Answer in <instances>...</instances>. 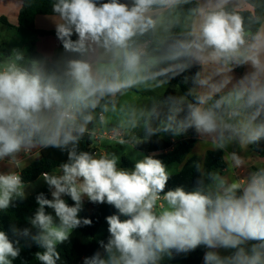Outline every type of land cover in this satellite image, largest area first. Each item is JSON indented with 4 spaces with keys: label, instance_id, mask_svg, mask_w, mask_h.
I'll list each match as a JSON object with an SVG mask.
<instances>
[{
    "label": "clouds",
    "instance_id": "clouds-1",
    "mask_svg": "<svg viewBox=\"0 0 264 264\" xmlns=\"http://www.w3.org/2000/svg\"><path fill=\"white\" fill-rule=\"evenodd\" d=\"M184 3L188 0H55L52 11L59 17L55 33L64 51L73 55L51 66L36 61L24 66L16 62L23 59L16 53L15 61L0 68V161L7 158L19 168L21 152L55 148L67 154L66 162L41 173L52 199L43 193L36 196L38 208L28 219L31 228L13 224L11 236L0 230V264H12L19 257L21 239L41 249L35 253L39 264H58V245L68 241L74 229L92 224L78 216L84 197L117 210L106 217L109 238L100 241L103 255L98 251L84 264H159L165 255L188 254L201 245L208 249L204 264H264V168L242 188L221 180L223 191L216 194L202 186L193 190L177 186L165 192L170 173L155 154L144 155L133 169H125L118 166L115 154L98 155L79 147L89 124L97 119L96 110L107 111L108 104L102 102L149 81L167 83L194 61L220 65L218 73L229 65L245 64L251 71L208 107L212 95L232 77L210 83V77L200 79L197 72L194 83L210 91L198 94L184 120L175 129L169 124L165 131L194 128L244 146L264 140V31L246 39L242 17L227 9L229 0H206L196 10L199 22L191 38L174 40L163 55L150 57L136 45L138 37L164 27L154 9L174 10ZM90 54H98L95 65L83 58ZM178 103L171 99L170 121L180 110ZM225 105L227 119L218 111ZM231 161L242 163L236 153ZM24 189L19 172L0 173V212L25 198ZM65 195L73 206L62 198ZM46 207L54 210L59 224ZM221 250L233 251L222 255Z\"/></svg>",
    "mask_w": 264,
    "mask_h": 264
},
{
    "label": "trees",
    "instance_id": "trees-1",
    "mask_svg": "<svg viewBox=\"0 0 264 264\" xmlns=\"http://www.w3.org/2000/svg\"><path fill=\"white\" fill-rule=\"evenodd\" d=\"M102 2H108V0H102ZM121 2H124V0H121ZM245 2L251 7V10L235 9L230 6H227V9L242 17L245 32L253 36L264 21V0H245ZM54 3L55 0H22L17 23L19 26L32 30L38 36H53L59 42V52L65 57H69L73 54L64 51L62 43L57 39L55 30L45 31L35 29L34 27V20L37 15H57L52 11V5ZM159 9L161 8H156L154 10ZM196 10L197 3L195 0H188V3L181 4L176 8L174 19L167 24L169 35L165 42L159 44L153 43V33H148L138 37L135 41L136 45L139 47L146 45L145 51L150 57H157L164 54L169 44L176 39H182L179 30L185 18L194 14ZM1 21L3 22L5 19L1 18ZM76 38L74 34L72 39L75 40ZM27 54L29 57V64L42 58L34 49V42L28 46ZM9 55V52L4 51L0 55V62L9 57ZM48 65L51 66L50 64ZM160 67H164V65H160ZM167 83L175 89H166L160 96L161 105L157 106L149 116L143 117L144 126L137 132L138 140L134 148L142 153L158 154L155 158L160 159L166 166L172 163H177L181 166L176 173L170 174L165 192L177 186H182L186 190H193L202 186L204 191L210 192L208 186L215 172L226 168L223 151L220 148L207 151L203 157L202 169L199 168L198 162L195 159H188L185 161L186 155L196 142L197 132L194 128H188L181 132L172 130L165 131V128L171 124L172 129H175L178 126V122L184 120L188 112V105L195 102L197 94H193L189 90L186 84L185 71L176 75ZM176 87H179L182 99L178 96ZM220 97H223V95H213L211 99H209V104L205 107L214 105ZM172 98L179 101L176 107L180 110L175 117V121L169 120V116L172 115L170 110L172 108ZM218 111L223 116L227 112V106H223L221 109H218ZM148 129L152 130L151 134L147 131ZM92 143L93 140L87 132L84 137H82L79 147L83 151L93 152ZM250 149L261 158H264V140L260 141L258 145H251ZM66 160L67 154L59 149H41L39 157L21 170L20 174L25 184H28L40 177L41 173L53 171L60 163L66 162ZM131 163V161L125 158L121 159V164L125 168L132 169L133 165ZM40 193H43L46 198L50 199L49 188L47 184L44 183L37 191L25 195L23 199L14 201L13 205L7 211L0 212V230L7 231L11 236L10 228L13 224L20 229L31 228L28 219L33 216L35 210L38 208L36 196ZM65 196L68 205L73 206L74 202L71 200L70 196ZM45 210L48 213L47 207ZM112 214H117V210L113 206L107 203H91L87 200L79 218L91 219L92 224L91 226H81L74 229L69 240L58 245V251L61 254V259L58 261V264H84L85 258L93 256L98 251L103 255L100 241L106 243L109 238V226L106 222V217ZM32 231L33 233L35 232L34 229H32ZM28 243L30 242L21 239L20 255L13 260L12 264H39L35 259V253L41 249L34 243H31V246H27ZM205 249L206 247L201 245L188 254H176L173 252L171 261L179 264H200Z\"/></svg>",
    "mask_w": 264,
    "mask_h": 264
},
{
    "label": "crops",
    "instance_id": "crops-1",
    "mask_svg": "<svg viewBox=\"0 0 264 264\" xmlns=\"http://www.w3.org/2000/svg\"><path fill=\"white\" fill-rule=\"evenodd\" d=\"M195 1L197 3V9L205 6L206 4V0H195ZM21 4H22V0H0V55L4 51H7L10 53L9 57L5 58L3 61L0 62V68H3L7 63L11 61H15L16 53H20L23 56L22 60L16 61L18 64H22L24 66L30 65L31 63L29 64V57L25 49H27L28 46L33 42H34V49L42 56V58L36 62H47L48 64L51 65L54 61L58 60L59 58L65 57L62 53L59 52V49H58L59 42L53 36L51 35L38 36L32 30L18 25L17 20H18V14L21 8ZM227 6L233 7L235 9L251 10V7L245 2V0H229V4ZM175 12H176V8L174 10H166L162 8L159 10H154L153 15H156L160 19L162 17H167L169 19L163 18L162 22H163L164 27L160 28L156 33H153V43L159 44V43H163L166 41L169 34H168V31H165L164 29L165 28L167 29L168 22L173 20L172 17H174ZM1 18H4L5 21L2 22ZM57 22H59L58 15H37L34 20V27L35 29H38V30H45V31L55 30V25ZM198 22H199V17L196 12L185 18L184 23L179 30V34L182 37V39L191 38V34L194 32ZM261 31H264V21L261 23V26L257 30V32H261ZM245 33H246V39H248L249 41L254 36V35L251 36V34L248 32H245ZM83 58L90 60L95 65L97 58H98V54L97 55L90 54L89 56L83 57ZM220 67H221L220 65L201 66L199 63L195 61L192 62L190 66L185 70L186 84L189 90L193 94H197V95L210 91L208 87H200L196 83H194L197 72L200 73V77H199L200 79L210 77L211 78L209 81L210 83H218L224 78V76H231L232 77L231 82L228 83L226 87L222 88L218 92H215L214 94V95L222 94L223 96H225L232 89L233 85H235L236 82L243 75L251 71L250 66L247 64L241 67H236L235 65H229L228 68L223 69V72L218 73L217 69ZM230 68H235V69L234 71H230L229 70ZM168 88H174V87H169V86L166 87V89ZM154 91H157L158 94L153 97L147 98L146 102L144 103L142 102V104H140L138 108L133 109L132 112L128 113L127 117L129 119H136L140 116L147 117L152 113V111L157 106L161 105L160 96L164 93V91L163 89L161 90V93H160V90H157V89H154ZM121 97H122V94H118L116 97L110 100H107V101L110 102L111 107L115 106L116 108H118ZM107 101H104L103 103ZM208 104H209V101H208ZM100 114L102 115V113ZM97 116H98V113H97ZM223 117L227 119L228 112H226L223 115ZM102 122L105 123V121L104 120L101 121L100 116H98L97 120H94L93 123L89 124L88 126L89 130H94V131H99V132L104 131V129H102L100 125ZM111 124L112 123H106L105 128L106 127L108 128L109 126H111ZM135 137H136L135 141L129 143L133 148H134L135 143L138 140L137 134ZM103 139H106L107 143L108 142L120 143V140H122L123 137L121 136L120 139H113V140L107 137H104V136L98 139L92 138L93 140L92 149L95 154H98V155L107 154V150L110 149V145L106 144V142H103L102 141ZM221 143L224 144V147L222 148L219 147V144ZM216 148H220L223 151V158L226 162V168L222 169L221 171L215 172L212 178V181L208 186V190L212 194H216L217 192L223 191V188L220 187L219 185V181L221 180L225 181L226 184L228 185L235 183L240 188H242L245 182L248 180V178L257 169L264 168V158H261L257 153L251 151L250 146L241 145L237 140H230L227 138H225L224 140H221L219 135L216 133L211 134V135L197 133L196 142L194 143L190 152L186 155V158L188 159L190 155L197 153V155H200L202 157L201 159H203L207 151L214 150ZM40 150L41 149H33L29 153L21 152L18 155V159L22 162L19 168H17L15 165L10 164L7 158L4 161H0V173H7L13 170L20 173L21 170H23L32 161H34L35 159L39 157ZM232 153H236L237 156L241 159L242 163L240 165H235L231 161ZM143 154L150 155L146 153H143ZM156 156H158V154H155V157ZM122 158L124 157L122 156L121 159ZM186 158H185V161L187 160ZM131 162L134 168L135 161H131ZM172 164H175L176 166L174 169L171 170V172H169L170 174L176 173L181 167L177 163H172ZM118 166L121 168H125L122 166L121 161L120 163L118 162ZM125 169H131V168H125ZM40 178L41 176L31 183H35L39 181ZM31 183L25 184V187ZM44 183H45L44 181L40 182L37 188L40 189ZM36 190L37 189L25 195L32 194ZM49 196H50V199H52L50 190H49ZM62 198L67 203L66 196H63ZM87 200H88L87 197H84L82 208L86 204ZM49 210L50 208H48V214H49ZM81 211L79 212L78 216H80ZM57 220L59 223L58 218ZM207 251L208 249L206 248L200 264H204V256ZM170 264H176V263L170 262Z\"/></svg>",
    "mask_w": 264,
    "mask_h": 264
},
{
    "label": "rangeland",
    "instance_id": "rangeland-1",
    "mask_svg": "<svg viewBox=\"0 0 264 264\" xmlns=\"http://www.w3.org/2000/svg\"><path fill=\"white\" fill-rule=\"evenodd\" d=\"M163 18L165 19H169L167 17H162L161 21L163 20ZM174 19V17H172ZM26 53H27V49H25ZM163 55V54H162ZM160 56V55H159ZM165 66V65H164ZM173 87L171 85H169L168 83H164V84H159L157 83V81H149L146 84H141L139 86H137L136 88L127 90L126 92H124L122 94V97L120 99V104L118 106V108H116L115 106L110 105V102L107 101L105 103L108 104V109L107 111H102V109L98 108L96 111V115L97 113H102L103 116V120L105 121L102 122L101 127L104 130H114L115 132H120V135L123 137V141L124 143H117V142H108L106 141V139H103V142H106V144L110 145V149L107 150V154H115L118 158V162L120 163L121 161V157L123 156L124 158H126L129 161H135L139 158H142V156H144L143 153H141L140 151L134 149L129 143L135 141L136 139V134L137 132H139L143 126H144V122H143V117L140 116L136 119H129L127 117V114L132 112L133 109H136L140 106V104H142V102H146V99L149 97H153L155 95L158 94L157 91H154V89L161 90L163 89V91L166 89V87ZM176 91L178 92V96L180 97V99H182V95L180 93V89L179 87H176ZM98 118V116H97ZM97 120V119H96ZM106 123H112L111 126H109L108 128H105V124ZM112 127V128H110ZM105 140V141H104ZM202 157L200 155H197V153L190 155L188 159H195L198 162L199 168L202 169L203 167V159H201ZM187 159V158H186ZM187 159V160H188ZM175 164L169 165L167 167V170L169 172H171L172 169L175 168ZM43 179L40 178L39 181L35 182V183H31L28 186L25 187L24 191L25 194L30 193L31 191H34L35 189L38 190V186L40 184V182H42ZM36 190V191H37ZM160 203H163V201H160ZM49 214H51L54 217V221L55 223H58L57 217H55V212L53 209L50 208L49 210ZM233 250H221V254L222 255H228L230 254V252ZM171 261V257L165 255L163 256V258L160 260L159 264H170ZM178 264V263H176Z\"/></svg>",
    "mask_w": 264,
    "mask_h": 264
},
{
    "label": "built area",
    "instance_id": "built-area-1",
    "mask_svg": "<svg viewBox=\"0 0 264 264\" xmlns=\"http://www.w3.org/2000/svg\"><path fill=\"white\" fill-rule=\"evenodd\" d=\"M141 47L145 50L146 45H142ZM98 116H101V114L98 113ZM88 133L90 134L91 138H94V139H98V138H100L102 136L107 137V138H109L111 140L120 139L121 138L120 133L119 132H115L114 130H107V131L104 130V131H100V132L99 131H94V130H89Z\"/></svg>",
    "mask_w": 264,
    "mask_h": 264
}]
</instances>
